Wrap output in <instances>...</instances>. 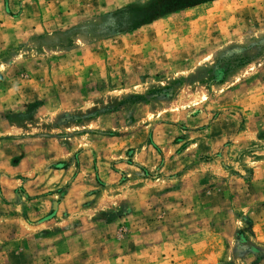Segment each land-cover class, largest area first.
Here are the masks:
<instances>
[{
  "label": "rangeland",
  "instance_id": "obj_1",
  "mask_svg": "<svg viewBox=\"0 0 264 264\" xmlns=\"http://www.w3.org/2000/svg\"><path fill=\"white\" fill-rule=\"evenodd\" d=\"M0 264H264V0H0Z\"/></svg>",
  "mask_w": 264,
  "mask_h": 264
}]
</instances>
